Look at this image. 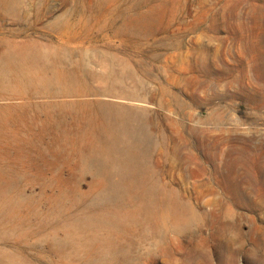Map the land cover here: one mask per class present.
I'll return each mask as SVG.
<instances>
[{
  "label": "rangeland",
  "instance_id": "obj_1",
  "mask_svg": "<svg viewBox=\"0 0 264 264\" xmlns=\"http://www.w3.org/2000/svg\"><path fill=\"white\" fill-rule=\"evenodd\" d=\"M257 3L0 0V62L16 53L42 58L57 75L47 91L0 93V170L11 174L0 204H19L11 222L0 218V264H264V170L238 181L258 204L250 211L214 169L231 149L264 152V92H245L225 73L247 66ZM149 9L159 10L155 24L137 25L134 16ZM94 102L120 109L111 121L127 138L115 150ZM130 123L144 134L138 191L149 199L150 222L108 229L116 239L109 255L98 250L101 232L95 245L66 244L68 226L131 205L107 198L123 177ZM87 126L96 127L97 149L112 151L104 174L96 159L73 152ZM109 218L106 228L117 222Z\"/></svg>",
  "mask_w": 264,
  "mask_h": 264
},
{
  "label": "bare ground",
  "instance_id": "obj_2",
  "mask_svg": "<svg viewBox=\"0 0 264 264\" xmlns=\"http://www.w3.org/2000/svg\"><path fill=\"white\" fill-rule=\"evenodd\" d=\"M255 1L258 2L255 7V10L253 11L255 12L253 14V22L256 27V30L255 32L253 31L254 32L253 37L254 36L255 37L253 39L249 37L251 40L246 41L248 43L250 42L249 43L250 59L246 61L247 63L246 65L248 67L250 66L251 70L254 71L253 78L257 82L256 84H255V80H253L254 82L252 81L253 83L251 82L252 76H250L249 74L251 70H249L247 66H244L245 64H242V67L239 70V72L237 71L238 72L237 74L231 71L230 69L228 71H226L225 69L224 70L226 71L225 73H227V75L229 74L232 76L234 82H236L238 85H241V88L245 92H248L250 94L253 93L254 95L257 94V92L258 93L261 92V96H262V93L264 92V35H261L259 29L260 28L262 29L264 27V0H255ZM158 11L159 10L149 9L139 12L136 16H134V22H136L137 25L145 24L151 27L157 21L156 15ZM219 73H221V71ZM56 78L57 75L53 71L52 66L46 61H44V59L42 58H38L36 61L33 62H27L19 54L16 53L13 55H9L7 58H5L0 62V93L1 94L8 92L9 96L18 95V93H20V91L26 87H29L32 92L34 88H40L47 91L50 88V86L53 84V82L57 81ZM92 105L99 110L101 115L100 116L101 120L102 122H104L103 125H105L104 128V130L106 129L105 134L107 135V138L112 139L113 147L111 148L115 150L114 142H116V140L118 139L122 140L123 138H127V135L122 130L119 131L117 129L118 126L117 122L115 123L114 121H111L120 113L119 107L113 104H108L103 102H94ZM74 115H77L76 117H78L79 113H75ZM208 117L213 119L216 118L217 116L216 114H214L213 111H210ZM128 125H129L128 133L132 137V140L125 139L122 149L124 158L120 164V168L123 172V177L116 184L114 190L110 194H108L107 198L110 201H116V202H121V201L127 202L128 200L131 202V205L126 207L125 205L122 204L121 205L122 213L118 214V216L115 213H113L112 215H108L107 213L104 212H97L95 214H92V217L95 220L94 222L90 219H85V221L80 222L78 225L76 224L73 226H68L67 236L65 238L66 244L72 245L79 243L87 246L95 245V241L98 238L97 234L101 232L102 237L100 238V240H98L101 242V244L99 245L101 248H98V250L104 249L106 251H102L101 254L109 255L115 248L114 242L116 239L114 240L112 236H110L108 233H111L112 231L115 233V231L113 230L114 227L118 226L117 228L119 227L127 228V226L128 227L132 226L133 223L140 224L141 222L142 223L144 222V224H148L150 222L151 214L147 207L149 203L148 201L149 199L147 196L140 194L138 191L139 188L138 183L141 180H143L141 179L139 172L142 171L141 165L143 161H142L141 152L144 148L143 146L144 134L142 132L141 124L134 125L130 123ZM95 128H96L95 126H87L86 128H82L84 136L79 139L76 138L78 142L76 141V143L75 142L73 143L74 146L72 149L74 150L73 152H78L76 154L87 155L96 159V161L99 162L98 163L100 166L99 168L104 174L105 171H107L110 168V161L108 160L111 157L112 151L110 150L108 154L102 152V150L100 151L97 149L92 139V133L95 131ZM112 129L117 130V132L113 133ZM82 130L80 131L79 129L80 132H82ZM10 133L13 134L12 132ZM19 133L20 131L18 132V134ZM68 138L72 139L70 137ZM17 140L19 142L21 141L19 139ZM244 151L245 150L240 148L231 149L228 153L225 154L226 156L224 158V162L222 163L215 162L214 169L216 172H221V171L224 172L225 175L223 178V182H224L223 185L227 190L226 193L230 195L228 196L230 198H233L234 202L236 200L238 203H240L241 208L245 207L246 209L252 211L258 206V204L256 202L249 200L250 198V197L248 198L249 195H245L240 190L238 181L241 178L240 177L241 174L242 173L244 174V172L250 169L264 170V152H262V154L259 153L261 155L258 156L255 155L253 152L254 155L252 156L251 155L252 151L251 153L249 152L250 150L248 152L247 151L244 152ZM1 152L2 151L0 150V153ZM223 154L224 153L222 152H220L219 154L214 153L211 154L209 158L215 160L220 159V157ZM10 175L11 174H9L7 171L0 170V189L3 187L2 185L3 181H5V179ZM65 194L66 193H64V195ZM70 194H72V191L70 192ZM260 200L264 201V191L260 193ZM59 205L60 203L57 202L54 207L58 209L60 207ZM18 209H19L18 202L14 201L11 197H7L6 201L0 204V218L11 222L13 216H16ZM111 216L113 217V219L117 218V222H115L116 219H114L115 220L114 223L112 222L114 226L112 227L107 226L106 228V226H103L102 224L105 223L104 222L105 220L106 221L109 220L110 219L109 217ZM108 229H111L112 231Z\"/></svg>",
  "mask_w": 264,
  "mask_h": 264
}]
</instances>
